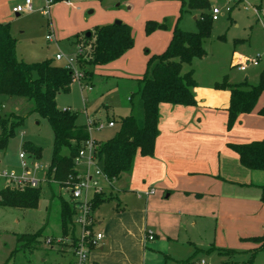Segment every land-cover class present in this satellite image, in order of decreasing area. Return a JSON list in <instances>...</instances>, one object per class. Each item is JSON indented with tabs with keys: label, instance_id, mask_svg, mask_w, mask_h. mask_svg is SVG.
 <instances>
[{
	"label": "crops",
	"instance_id": "crops-1",
	"mask_svg": "<svg viewBox=\"0 0 264 264\" xmlns=\"http://www.w3.org/2000/svg\"><path fill=\"white\" fill-rule=\"evenodd\" d=\"M7 1L0 0V22H6L8 17L3 13ZM194 11H197L195 21L201 10ZM257 11L264 27L263 3L257 6ZM168 34L161 30L153 32V35H165V40L154 48L149 46L148 58L151 53L165 50L171 39ZM131 50L105 65L125 64L126 60L130 65ZM206 57L207 50L203 58ZM238 58L244 57L232 50L230 64ZM184 66L183 71H188ZM259 74L254 73L252 80L247 76L245 81L255 85ZM216 77L209 82L201 81L193 71L195 104L160 103L153 153L143 156L137 152L129 172L112 179L110 184L101 181L103 192L113 187L117 192L109 191L110 199L94 209L95 229L103 232L104 237L91 248L88 264H198L200 259L207 264H244L263 243L259 238L264 234V201L261 200L264 172L241 165L230 145L264 140V115L260 114L264 108V91L252 110L239 113L231 128H227L230 92L215 87L224 76L220 81L217 80L220 76ZM227 82L236 84L229 78ZM8 99L2 98L3 111ZM138 99L141 106L139 96ZM133 109L132 106L131 114ZM106 120L115 121L118 127L115 118L106 115ZM27 156L30 159L33 155ZM150 189L154 193L145 194ZM109 203L112 205L106 210H100ZM148 231L152 232V239H147ZM18 234L23 233H13V237ZM61 235L64 234L54 237ZM66 248L58 251L69 255L64 264H72L73 254L69 246ZM250 264H264V249L255 252Z\"/></svg>",
	"mask_w": 264,
	"mask_h": 264
},
{
	"label": "rangeland",
	"instance_id": "rangeland-1",
	"mask_svg": "<svg viewBox=\"0 0 264 264\" xmlns=\"http://www.w3.org/2000/svg\"><path fill=\"white\" fill-rule=\"evenodd\" d=\"M23 1L8 0L3 5V13L7 14L6 22H9L10 32L16 38V56L27 63L51 60L53 63L63 64L54 56L57 52L74 54L82 37L75 39L73 36L80 30L93 29L115 21L125 22L131 28L134 43L131 47L130 65L126 60L125 64L90 66L87 57H75V69L80 72L79 79L70 85L68 92L57 94L56 104L59 109L69 107L70 111L76 113L75 122L78 125H84L87 118L96 116H100L96 118L103 121H106V115L118 120L128 115L132 106V114L141 125L143 113L135 93L138 88L136 80L145 73L147 54L151 50L149 46L154 48L165 40V35H153V32H169L170 38L175 26L189 32L196 31L194 16L197 11L183 7L181 0H60L51 4L48 15L41 13L44 0H31L32 10L16 16L12 7ZM208 1V13L216 7L221 14L216 20H212L211 36L204 40L207 57L193 59L184 69H192L201 81L209 82L216 76H220L217 79L220 81L226 76L237 84L245 81L247 76L251 79L264 66V27L257 11V6L264 4V0ZM148 20L163 23L165 27L147 34L145 23ZM49 32L52 34L51 41L46 39ZM232 50L244 58L260 55L258 65H250L246 71L238 70L234 63L230 64ZM139 67L142 71H137ZM131 94L132 102L128 100ZM29 105L24 98H9L6 110H2V113L23 115ZM117 128L116 125L101 131L93 130L91 137L98 142L104 141ZM52 140L53 132L47 120L33 113L15 129L14 136L0 149V171H13L20 175L22 169L19 153L24 151L23 144L29 142L41 148L39 158L30 156V160H36L40 164V170H28L29 176L41 179L38 207L0 208V264H64L69 259V255L58 251V248L68 250L66 246H52L44 242L46 237L61 233L59 196L66 200L69 197L64 188L47 176ZM63 152L67 153V150L64 149ZM25 153L32 155L27 151ZM2 183L1 179L0 186ZM111 190L117 192L116 187L106 188L104 194L107 195ZM110 205L112 203L104 204L100 210L104 211ZM38 230L42 241L39 248L30 252L28 246H23L21 251L8 259L14 247L13 233H34Z\"/></svg>",
	"mask_w": 264,
	"mask_h": 264
},
{
	"label": "trees",
	"instance_id": "trees-1",
	"mask_svg": "<svg viewBox=\"0 0 264 264\" xmlns=\"http://www.w3.org/2000/svg\"><path fill=\"white\" fill-rule=\"evenodd\" d=\"M60 0H54L57 2ZM182 6L189 10H201L195 19L196 31L189 32L175 26L171 39L163 52L150 55L145 73L138 78L137 95L141 101L143 113L142 124L139 125L133 114L120 117L116 132L104 141H96V157L102 171L109 179L118 178L122 173L131 170L137 152L143 156L153 153L154 142L158 135V105L170 103L193 106L195 99L192 88L195 86L193 70L183 71V65H190L193 59L206 56L204 40L209 38L212 29L208 0H181ZM163 23L148 20L145 32L164 28ZM89 33V36L87 35ZM81 41L88 55L90 66L111 62L133 46L130 26L125 22L95 26L91 30L75 34L73 38ZM16 38L10 32L9 22H0V149L8 139L14 136L16 128L31 114L47 120L53 132L52 152L47 169L49 176L60 187L74 174L73 159L81 144L88 139L86 125L76 124V113L62 111L56 104L57 94L69 91L74 82L73 73L63 64L45 60L38 63H27L16 56ZM224 76L216 88L230 92L227 128L236 121L239 113L252 110L259 94L264 91V70L259 74V81L251 85L246 81L229 84ZM131 95L130 98H132ZM24 98L29 102L28 110L23 114L2 113V98ZM264 115V108L260 110ZM237 153L241 165L252 170L264 172V140L246 144L230 145ZM24 151L39 158L41 148L32 143L23 144ZM66 149L67 153L63 150ZM40 186L36 188L0 189V206L12 208L34 209L38 206ZM104 192L96 193L91 202L93 210L109 200ZM261 200L264 201V185L261 186ZM60 227L63 234L67 233L71 224L72 209L70 204L59 197ZM41 232L16 235L15 247L8 259L27 248L30 252L40 247ZM263 242L254 249L244 264H250L257 250L264 249V234L259 238ZM7 259V260H8ZM3 264H6L3 263Z\"/></svg>",
	"mask_w": 264,
	"mask_h": 264
},
{
	"label": "built area",
	"instance_id": "built-area-1",
	"mask_svg": "<svg viewBox=\"0 0 264 264\" xmlns=\"http://www.w3.org/2000/svg\"><path fill=\"white\" fill-rule=\"evenodd\" d=\"M54 0H44L41 8L42 15H48L51 4ZM32 10V1L24 0L19 5L12 8L14 13H22ZM221 14V11L214 7L211 11V19L216 20ZM48 41L52 40V34L49 32L46 35ZM82 41L78 42L74 54L65 55L61 52L55 54V59L61 61L63 65L72 71L74 81L79 79L80 72L75 69L76 58L88 55L84 53L85 47ZM260 55L254 58H242L237 60L234 65L238 70L244 71L249 65H257ZM79 82V81H78ZM81 85V83L79 82ZM91 89L90 87L88 88ZM62 111H70L69 108H62ZM86 129L89 137L86 139L74 156V174L66 182L64 188L69 197L67 202L72 209L71 224L68 226L67 234L53 237L48 236L45 238V244L58 246L66 245L70 247L73 254L72 264H88L89 252L92 247L99 244L104 237L103 232L95 229L96 221L93 217L92 198L96 193L103 192L101 181L110 184L111 179L100 168L96 157V141L91 137V131H101L105 128H112L115 126L113 120H100L94 117L87 118ZM21 160L22 173L15 174L13 171H0V179H2L7 188L22 190L26 187L36 188L40 186L41 179L29 176V168L34 171L40 170V164L36 160H30L22 151L19 153ZM154 190L150 189L145 194H153ZM139 197L141 195H138ZM153 234L148 231L147 239H152ZM198 264H207L204 259H200Z\"/></svg>",
	"mask_w": 264,
	"mask_h": 264
},
{
	"label": "water",
	"instance_id": "water-1",
	"mask_svg": "<svg viewBox=\"0 0 264 264\" xmlns=\"http://www.w3.org/2000/svg\"><path fill=\"white\" fill-rule=\"evenodd\" d=\"M17 14H19V13H17ZM114 23L118 24V23H119V21H115ZM87 35L89 36V33H87Z\"/></svg>",
	"mask_w": 264,
	"mask_h": 264
}]
</instances>
